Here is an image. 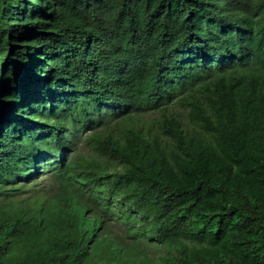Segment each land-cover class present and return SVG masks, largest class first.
I'll use <instances>...</instances> for the list:
<instances>
[{
	"label": "trees",
	"instance_id": "1",
	"mask_svg": "<svg viewBox=\"0 0 264 264\" xmlns=\"http://www.w3.org/2000/svg\"><path fill=\"white\" fill-rule=\"evenodd\" d=\"M71 231L88 264H264V0H0V264Z\"/></svg>",
	"mask_w": 264,
	"mask_h": 264
},
{
	"label": "clouds",
	"instance_id": "2",
	"mask_svg": "<svg viewBox=\"0 0 264 264\" xmlns=\"http://www.w3.org/2000/svg\"><path fill=\"white\" fill-rule=\"evenodd\" d=\"M38 180L36 179L35 182ZM27 193V192H26ZM25 194V193H24ZM22 196V195H21ZM24 199V198H21ZM37 231H39L37 229ZM50 248V241L43 243ZM47 258L49 257V250L44 254ZM97 256V252L93 247V239L86 238L84 241H80L77 238V232H67L63 240V245L60 246V252L56 253V261L58 264H88V261L94 259ZM78 257V261L76 259ZM61 260V263L59 262ZM106 264L105 261H96V264Z\"/></svg>",
	"mask_w": 264,
	"mask_h": 264
},
{
	"label": "rangeland",
	"instance_id": "3",
	"mask_svg": "<svg viewBox=\"0 0 264 264\" xmlns=\"http://www.w3.org/2000/svg\"><path fill=\"white\" fill-rule=\"evenodd\" d=\"M180 108L178 107L177 108V110H179ZM147 120H150V119H147ZM86 148H85V151L84 152H86ZM38 181L37 182H35L34 181V183L33 184H31V185H34L35 187H33V188H29V190L27 191V193H25V194H23L22 196H21V198H24V199H26V198H29V197H31L32 195L33 196H36V197H40V195H41V189H39V187H41V186H46V185H48L47 183H45V182H43L42 184H40V180H42V179H37ZM112 225L113 226H115V228H117L120 232H123V223H122V221H116L115 223L113 222L112 223ZM150 257L152 258V259H155L156 258V254H154L153 252L150 254Z\"/></svg>",
	"mask_w": 264,
	"mask_h": 264
}]
</instances>
